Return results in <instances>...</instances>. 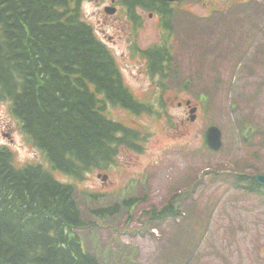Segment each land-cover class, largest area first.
Listing matches in <instances>:
<instances>
[{
  "label": "rangeland",
  "instance_id": "374dc122",
  "mask_svg": "<svg viewBox=\"0 0 264 264\" xmlns=\"http://www.w3.org/2000/svg\"><path fill=\"white\" fill-rule=\"evenodd\" d=\"M112 1L83 3L84 19L116 57L125 84L156 114L111 108L114 119L149 136L143 150L121 148L108 170L84 180L54 172L75 187L89 223L78 230L86 250L101 264H264V195L248 193L238 180L264 174V0L173 5L174 65L165 78L150 77L131 49L135 40L141 48L160 42L158 16L138 9L142 27L135 34L125 8ZM210 126L223 134L218 152L205 142ZM0 147L13 152L16 167L50 169L6 102L0 103ZM127 199L138 202L126 206ZM115 205L114 216L94 214ZM170 206L181 216L152 218L151 210Z\"/></svg>",
  "mask_w": 264,
  "mask_h": 264
},
{
  "label": "trees",
  "instance_id": "16d2710c",
  "mask_svg": "<svg viewBox=\"0 0 264 264\" xmlns=\"http://www.w3.org/2000/svg\"><path fill=\"white\" fill-rule=\"evenodd\" d=\"M86 1L0 0V103H9L23 135L50 166L16 167L13 152L0 148V264H101L78 233L89 223L75 187L54 172L84 180L113 165L121 148L141 152L149 137L110 115L111 108L137 116L156 111L125 84L116 57L84 19ZM123 4L133 18L135 7L158 13L161 43L139 55L150 75L165 78L174 65L173 6L163 0ZM238 180L248 193L264 195L254 179ZM118 210L115 205L94 214L106 219ZM150 212L155 220L181 216L172 206Z\"/></svg>",
  "mask_w": 264,
  "mask_h": 264
},
{
  "label": "water",
  "instance_id": "95a60500",
  "mask_svg": "<svg viewBox=\"0 0 264 264\" xmlns=\"http://www.w3.org/2000/svg\"><path fill=\"white\" fill-rule=\"evenodd\" d=\"M163 1L172 3V2H179L182 0H163ZM106 12L109 14H113V13H115V9L107 8ZM193 119H194V117H193ZM251 132H252V129H250L248 131L247 136H249ZM206 136H207L206 137L207 144L211 149L218 151L222 148V146H223L222 132L218 127H216V126L210 127L207 131ZM254 179L259 186L264 187V174L256 175L254 177ZM104 180H106V177H104Z\"/></svg>",
  "mask_w": 264,
  "mask_h": 264
},
{
  "label": "flooded vegetation",
  "instance_id": "af4514ba",
  "mask_svg": "<svg viewBox=\"0 0 264 264\" xmlns=\"http://www.w3.org/2000/svg\"><path fill=\"white\" fill-rule=\"evenodd\" d=\"M119 1H120V0H113L112 3H113L114 5H116V4L119 3ZM137 8H138V7H135V8H134L136 13H137ZM180 105H182V103H180ZM186 106H187L188 108H191V107H192V105H191V106H188L187 104H186Z\"/></svg>",
  "mask_w": 264,
  "mask_h": 264
},
{
  "label": "bare ground",
  "instance_id": "6f19581e",
  "mask_svg": "<svg viewBox=\"0 0 264 264\" xmlns=\"http://www.w3.org/2000/svg\"><path fill=\"white\" fill-rule=\"evenodd\" d=\"M172 45V44H171ZM14 163H15V161H14ZM91 254V253H90ZM93 255V254H92Z\"/></svg>",
  "mask_w": 264,
  "mask_h": 264
}]
</instances>
